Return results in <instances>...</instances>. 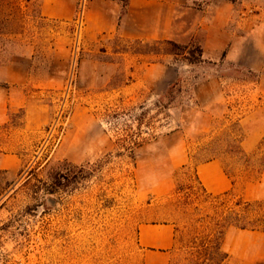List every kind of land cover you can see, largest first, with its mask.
<instances>
[{
    "label": "rangeland",
    "instance_id": "rangeland-1",
    "mask_svg": "<svg viewBox=\"0 0 264 264\" xmlns=\"http://www.w3.org/2000/svg\"><path fill=\"white\" fill-rule=\"evenodd\" d=\"M165 1L190 21L186 8L219 0ZM225 1L234 46L190 64L166 41L90 35L79 0L72 20L43 16L41 0H0L5 264H145L147 223L174 226L168 264H189L202 243L221 246L222 264H264V232L220 234L235 197L264 200V171L237 176L235 157L264 136V0ZM209 159L232 195L203 190L195 167Z\"/></svg>",
    "mask_w": 264,
    "mask_h": 264
},
{
    "label": "crops",
    "instance_id": "crops-1",
    "mask_svg": "<svg viewBox=\"0 0 264 264\" xmlns=\"http://www.w3.org/2000/svg\"><path fill=\"white\" fill-rule=\"evenodd\" d=\"M77 0H41L43 16L58 20H72ZM193 18L181 19V7L165 0H88L84 12V28L90 35L117 34L129 40L172 41L184 45L198 41L202 59H216L225 49L234 46V3L219 0L201 9L186 8ZM232 22V26L229 23ZM183 27V29H182ZM9 158L1 160L8 167ZM183 161L180 162L182 164ZM203 190L219 195L233 188L217 159L199 163L195 167ZM174 226L170 223L141 224L137 232L138 245L145 252V264H168L175 243Z\"/></svg>",
    "mask_w": 264,
    "mask_h": 264
},
{
    "label": "trees",
    "instance_id": "trees-1",
    "mask_svg": "<svg viewBox=\"0 0 264 264\" xmlns=\"http://www.w3.org/2000/svg\"><path fill=\"white\" fill-rule=\"evenodd\" d=\"M124 1V0H120ZM169 45L174 46L184 55L185 59L190 64L202 62V48L198 44L178 45L172 41H166ZM175 86H170L165 96H169V101L174 98L170 93ZM178 91L180 89L178 88ZM235 157L238 160L236 175L242 176L244 173L250 174L254 172L256 175L264 171V136L259 141L257 150L251 155L246 154L243 149L238 146L235 150ZM210 160V159H209ZM225 174L231 179L233 188L235 185L234 179L224 168ZM232 189L220 194L221 196L232 195ZM235 209L230 210L223 220L224 228L220 234H224L229 227L238 230L261 231L264 232V200L245 201L243 198L235 197ZM228 258V254L222 250L220 245L212 243L201 244L198 251L193 254L189 264H222Z\"/></svg>",
    "mask_w": 264,
    "mask_h": 264
},
{
    "label": "built area",
    "instance_id": "built-area-1",
    "mask_svg": "<svg viewBox=\"0 0 264 264\" xmlns=\"http://www.w3.org/2000/svg\"><path fill=\"white\" fill-rule=\"evenodd\" d=\"M85 3H86V0H79V2H78L79 11H78V17L76 18V22H78V23H82V21H83ZM0 264H5L2 257H0Z\"/></svg>",
    "mask_w": 264,
    "mask_h": 264
}]
</instances>
